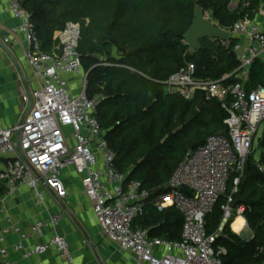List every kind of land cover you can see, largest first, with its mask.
I'll list each match as a JSON object with an SVG mask.
<instances>
[{
	"label": "built area",
	"instance_id": "2783aa9c",
	"mask_svg": "<svg viewBox=\"0 0 264 264\" xmlns=\"http://www.w3.org/2000/svg\"><path fill=\"white\" fill-rule=\"evenodd\" d=\"M21 1L7 0V10L18 19V24L10 29L11 36L5 37L4 42L17 34L23 36V57L39 83L21 121L11 127L0 126V196L3 190L12 194L15 188L26 185L33 190L35 201L41 202L43 195L38 184L43 183L59 199L65 198L67 190L61 173L73 167L80 175L85 195L92 201L102 235L128 252L136 264H222L220 255L225 248L215 250L213 244L222 233L223 223L208 234L204 217L225 193L229 180L232 190L223 206V222L244 211L239 204L229 206L264 120V86L246 85L253 63L264 64V12L245 14L225 29L227 39L221 42L230 46L235 55L238 66L234 72L220 78L200 76L195 63L184 60L163 81L165 93H175L186 100L219 103L226 112L223 123L227 132L210 134L189 149L171 173L165 193L147 201L148 192L142 189L141 182L128 180L127 174L114 166L113 152L96 117L99 99L86 93L87 73L78 51L79 24L67 22L54 34L55 49L44 51L31 14ZM229 6L233 8L232 2ZM259 169L264 170L261 165ZM147 203H153L158 210L172 206L182 214L180 240L150 238L146 230L133 228L134 219L142 215ZM3 213L0 204V216ZM57 222L58 217L53 215L25 230L14 224L3 228L0 264H9L3 246L9 233L18 235L13 249L21 251L24 257L55 249L66 264H75L66 238L54 231ZM46 226L53 231L47 241L24 244ZM246 229L249 230L247 226Z\"/></svg>",
	"mask_w": 264,
	"mask_h": 264
},
{
	"label": "trees",
	"instance_id": "16d2710c",
	"mask_svg": "<svg viewBox=\"0 0 264 264\" xmlns=\"http://www.w3.org/2000/svg\"><path fill=\"white\" fill-rule=\"evenodd\" d=\"M261 1L239 0H22L41 48L51 52L56 31L67 22L80 26L78 51L87 73L86 93L99 99L96 117L113 152V163L127 179L141 182L147 201L165 193L177 163L190 146L201 144L210 134H226V112L219 103L197 109L198 99L186 100L163 91V81L189 60L197 74L220 78L232 73L238 62L229 47L204 38L190 52L183 34L193 18L194 7L210 13L215 24L228 29L245 14L253 16ZM245 5L241 8V5ZM232 43V42H231ZM250 85L264 86V65L256 61L250 69ZM232 77L228 78L231 81ZM180 129L174 133L177 128ZM250 154L234 197H240L243 217L251 232L242 239L230 230L233 217L213 244L224 247L222 264H264V170ZM225 193L204 217L212 234L223 220ZM152 204V203H150ZM182 214L169 207L158 210L147 203L133 228L146 230L150 238L181 239Z\"/></svg>",
	"mask_w": 264,
	"mask_h": 264
},
{
	"label": "crops",
	"instance_id": "0c3cea01",
	"mask_svg": "<svg viewBox=\"0 0 264 264\" xmlns=\"http://www.w3.org/2000/svg\"><path fill=\"white\" fill-rule=\"evenodd\" d=\"M238 1L232 0L233 8L237 6ZM7 4V0H0V126L2 127H11L21 121L29 108L31 93L39 83L32 76L31 69L23 57L25 47L23 36L17 34L11 37L10 41L4 42L5 37L11 36L10 29L18 24V19L7 10ZM263 12L264 1H261L255 13L261 15ZM214 40L216 42L211 41L214 45L221 42ZM246 85L251 88L250 80ZM61 180L67 190V196L62 199L43 183L38 184V189L43 195L41 202L35 201L33 190L26 185L15 188L12 194H7L6 190H3L0 204L4 208V213L0 216V233L9 224L25 230L37 221L46 222L51 216L56 215L58 222L54 231L66 238L75 264H136L128 252L121 250L115 242L102 235L93 214L92 201L85 195L80 175L75 169L73 167L64 169ZM149 205L154 204L149 203ZM169 207L171 206L164 209ZM236 217H233L229 227L233 233L240 236L246 228L233 231L231 224ZM241 218L246 227L243 215ZM224 224L222 220L219 227L222 225L223 228ZM52 234L50 227H43L41 234L31 235L24 244L30 246L44 243ZM18 239L15 233H9L5 237L3 246L7 250L9 264H66L55 249L24 257L21 251L13 249Z\"/></svg>",
	"mask_w": 264,
	"mask_h": 264
},
{
	"label": "water",
	"instance_id": "95a60500",
	"mask_svg": "<svg viewBox=\"0 0 264 264\" xmlns=\"http://www.w3.org/2000/svg\"><path fill=\"white\" fill-rule=\"evenodd\" d=\"M241 8L243 9L244 5H241ZM204 38L209 40L217 39L219 41H225L227 39V31L224 28L217 26L211 21V19L206 18L202 8L196 6L193 10L192 21L183 34V42L189 46V49L195 51L200 49V41ZM210 106L211 105L206 103L203 99H200L196 107L198 110H201L209 108ZM179 129L180 127L175 129L173 132L176 133ZM262 143H264V137L262 138ZM193 147L194 144H192L189 149H192ZM240 200V197L237 196L229 207L234 208Z\"/></svg>",
	"mask_w": 264,
	"mask_h": 264
},
{
	"label": "rangeland",
	"instance_id": "374dc122",
	"mask_svg": "<svg viewBox=\"0 0 264 264\" xmlns=\"http://www.w3.org/2000/svg\"><path fill=\"white\" fill-rule=\"evenodd\" d=\"M237 3V2H236ZM205 17L208 19H211V21L213 23H215V20H213L211 18L210 13H206L204 12ZM211 41H215L216 40H211ZM212 43V42H211ZM190 52H193V50L189 49ZM20 122V121H19ZM18 122V123H19ZM264 137V120L260 123L258 131L254 137L253 140V146H252V150H251V156L253 157V159L257 162H260V165L262 166V168L264 169V143H262V138ZM226 223V222H225ZM223 231V230H222ZM251 236V232L250 230L246 229L244 231V233L240 234V237L242 239H249Z\"/></svg>",
	"mask_w": 264,
	"mask_h": 264
},
{
	"label": "bare ground",
	"instance_id": "6f19581e",
	"mask_svg": "<svg viewBox=\"0 0 264 264\" xmlns=\"http://www.w3.org/2000/svg\"><path fill=\"white\" fill-rule=\"evenodd\" d=\"M242 227L245 230V222L244 220L241 218V215H237L235 221L231 224V228L233 229V231H240L242 229Z\"/></svg>",
	"mask_w": 264,
	"mask_h": 264
}]
</instances>
